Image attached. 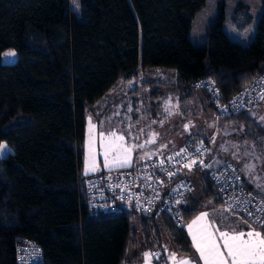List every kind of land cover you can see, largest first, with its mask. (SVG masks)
<instances>
[{"label":"trees","instance_id":"obj_1","mask_svg":"<svg viewBox=\"0 0 264 264\" xmlns=\"http://www.w3.org/2000/svg\"><path fill=\"white\" fill-rule=\"evenodd\" d=\"M205 1L0 0V142L15 150L0 158V264H17L23 237L42 248L40 264H125L129 250L143 244L162 250L168 259L163 248L167 236L190 254L185 224L207 200L224 208L211 171L227 163L236 164L247 186L264 196L235 161L218 160L212 166L213 141L193 135L183 143L204 140L210 152L206 165L194 166L191 173L194 187L181 208L182 224L165 212L146 215L132 207L95 214L85 202L79 177L86 175L87 116L120 79H132L140 70L173 69L184 91L210 78L222 101H228L264 73V0L248 44L225 30L224 2L204 42L197 44L190 31ZM238 7L246 24L248 6L240 2ZM154 85L150 96L156 103L167 83L143 84ZM202 92L223 124L243 128L241 138L261 148L264 128L249 111L263 99L224 115L210 93Z\"/></svg>","mask_w":264,"mask_h":264},{"label":"rangeland","instance_id":"obj_2","mask_svg":"<svg viewBox=\"0 0 264 264\" xmlns=\"http://www.w3.org/2000/svg\"><path fill=\"white\" fill-rule=\"evenodd\" d=\"M222 2L226 5L225 30L230 37L244 44H248L254 37L263 10V0H206L193 18L190 38L194 43L204 42L207 26ZM240 2L248 6L251 15L250 21L246 24H243L244 18L239 11ZM150 81L167 83L162 87L163 94L156 103L150 96L156 85L143 86ZM177 84V75L173 69L140 70L132 79H120L87 116L86 136L82 148V172L85 174L90 144L97 160V171H90L87 174L109 170L103 164L101 132L105 137L113 132L124 135L126 146L144 145L143 148H134L132 165L173 150L188 137L198 135L213 141V156L218 158L215 160L235 161L247 178L256 187L260 185L261 187L257 188L264 191V144L259 148L254 142L241 138L243 128L223 124L201 89L184 91ZM166 107L171 111V115L165 110ZM257 109L259 112L249 113L264 128V120L261 119L264 117V103ZM185 125H188L187 129ZM0 143L7 146L0 151V158L15 152L14 147L7 141ZM247 165H254V170L250 171ZM200 183L197 182L199 186ZM211 203L212 200L205 201L200 212L201 210L207 212ZM164 245L173 246L169 236L164 238ZM138 248L132 247L128 256H132V252Z\"/></svg>","mask_w":264,"mask_h":264},{"label":"built area","instance_id":"obj_3","mask_svg":"<svg viewBox=\"0 0 264 264\" xmlns=\"http://www.w3.org/2000/svg\"><path fill=\"white\" fill-rule=\"evenodd\" d=\"M193 86L210 93L219 114L238 113L255 106L264 95V73L228 101H222L220 89L210 78L198 80ZM181 149L186 151L176 155ZM209 152L210 146L206 141L191 139L173 150L149 157L131 167L80 176L79 181L85 189V202L95 214L132 207L146 215L165 212L177 224H182L181 208L194 187L191 173L194 166L201 165V160L203 166L206 165ZM193 159L197 162L191 170L183 167ZM161 161L164 162L163 165ZM162 169L176 174L169 177L167 171ZM211 179L222 206L226 208L228 204H232L234 211L253 223L244 208L256 214L264 196L247 186L238 166L232 162L218 166L211 171ZM237 200L240 201L239 204L236 203ZM152 254L154 264H172L162 255V250L155 249ZM157 255L159 259L156 258ZM42 261L40 245L30 238H21L16 248V263L40 264Z\"/></svg>","mask_w":264,"mask_h":264},{"label":"snow or ice","instance_id":"obj_4","mask_svg":"<svg viewBox=\"0 0 264 264\" xmlns=\"http://www.w3.org/2000/svg\"><path fill=\"white\" fill-rule=\"evenodd\" d=\"M76 3V0H73ZM14 55V53H10ZM264 99V95L261 96ZM168 114L171 115V111L166 107ZM264 120V117H261ZM188 128V125H185ZM101 144L103 147V164L106 169H122L132 166V152L134 148H143L144 145H128L125 144V136L117 135L115 132L109 133L107 137L103 132L100 133ZM151 142V141H149ZM7 146L0 143V151H3ZM166 147V146H165ZM186 149H181L176 155H180L185 152ZM144 159V157H141ZM169 159H172L169 157ZM196 160H191L190 163H186L183 167L191 170L192 166L196 164ZM161 161V165H163ZM89 164L91 167H89ZM203 165V161H200ZM248 169L254 170V165H247ZM163 171H167L162 169ZM97 171V160L93 153L91 144L89 145V158L86 161L85 174L88 172ZM176 173L167 171V175L172 177ZM151 178L150 176L148 177ZM162 183V181H161ZM257 187H261L257 185ZM181 201H176L180 203ZM240 203L239 200L236 202ZM261 206L257 207V212L254 214L246 207L244 211L252 218L253 223L258 228H264V201L260 202ZM227 212H233L234 208L232 204H228L224 209ZM209 214L206 212L200 213L190 224H188V232L191 236L192 245L199 254L198 259L202 261V264H264V233L257 231L248 224V222L241 221L248 231H237L235 228H228L227 230H221L215 223L208 219ZM153 254L145 253L146 262ZM159 259V256H156ZM169 259L172 264H192V258L178 257L176 253H171Z\"/></svg>","mask_w":264,"mask_h":264},{"label":"crops","instance_id":"obj_5","mask_svg":"<svg viewBox=\"0 0 264 264\" xmlns=\"http://www.w3.org/2000/svg\"><path fill=\"white\" fill-rule=\"evenodd\" d=\"M200 94V93H199ZM264 103V99L259 103L258 106H256V108L252 109L251 111H258V107ZM259 112V111H258ZM217 157H213V159L211 160V165L212 166H217L220 163L218 162V160H215ZM218 159V158H217ZM219 163V164H218ZM243 172V171H242ZM244 174V172H243ZM244 177L246 179V181L250 184V186H252L254 189L263 192L262 190H259L255 184H253L248 178L247 176L244 174ZM211 205L209 206V209L206 213L209 214L208 219L210 221H215L216 225L221 229V230H227L228 228H235L237 231H248L249 229L247 227L244 226V224L241 223V221H247L249 225H251L252 228H254L257 231H261L262 233H264V228H258L255 224H253L252 222H250L249 220H247L246 218L242 217L240 214L236 213V212H227L224 211V208H222L219 204H217V202L213 201ZM200 213H202L199 211L192 219H190L186 224H185V229L186 232L190 238V241L192 243L191 240V236L189 235L188 232V224H190L197 216L200 215ZM172 241V240H171ZM173 243V242H172ZM139 247L137 251H133L132 252V256H128V259L126 261L125 264H154V258L153 255L150 256L146 262L145 259V253H153V249L148 248V245H139L137 246ZM193 247V245H192ZM163 248L166 250V254L167 257L169 259V256L171 253H176V255L178 257H188V258H192V264H202V261H199L198 256L199 254L196 252V249L193 247L192 248V252L190 254H186L182 251L179 250V248H177V246H175V244L173 243V246L171 247H166L165 245L163 246ZM170 260V259H169ZM171 261V260H170ZM172 262V261H171Z\"/></svg>","mask_w":264,"mask_h":264}]
</instances>
